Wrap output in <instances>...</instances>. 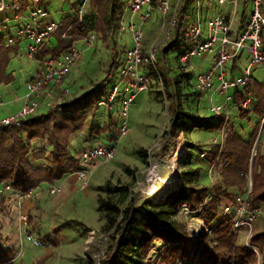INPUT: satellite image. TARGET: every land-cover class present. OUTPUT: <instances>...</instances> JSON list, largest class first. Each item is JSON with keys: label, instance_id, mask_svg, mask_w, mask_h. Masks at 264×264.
<instances>
[{"label": "rangeland", "instance_id": "374dc122", "mask_svg": "<svg viewBox=\"0 0 264 264\" xmlns=\"http://www.w3.org/2000/svg\"><path fill=\"white\" fill-rule=\"evenodd\" d=\"M46 1H49L46 8L51 12L48 20L60 21L58 11L61 9V0ZM198 3L201 5L200 11H197ZM129 4L130 0H115L112 6L113 15L105 30L98 32L93 30L90 33L95 34L93 45L86 47L85 42H82V45L77 44L79 49L84 48L82 60L72 69V72L68 74L65 82L61 85L69 87L70 96L68 99L79 97L86 91L105 83H108L109 88L113 80L120 78V74L115 71L112 80L107 79L115 58L121 56L122 52L131 45L130 32L119 29V23L122 19L125 23L130 21ZM172 4V8L178 11V15L181 12L183 15L184 13L189 15L188 23H196L198 18H201V28L204 32L206 31L207 19L214 17L222 8L217 0H172ZM65 8H67V5ZM84 12L91 19V22L95 23L96 12L92 0H88ZM250 12L251 0H238L236 26L240 25ZM133 21L143 31L144 50H156L158 56L157 67L159 70H163L169 81L168 87L163 86V77L160 79L154 76L156 71L152 72L153 76L150 74L152 81L150 89L139 93L130 104L128 111L130 126L134 124L140 129V134L136 135L135 132V137L132 136L136 144H133L132 147L131 143H126L124 147L119 144L115 158L101 164V167H104L102 173L97 174L96 180L90 183L89 186L87 185L91 177L85 183L78 180L80 185L88 187L85 190L67 189L64 186L60 192L51 194L47 189H44L47 187V183H42L39 187L44 189V192L43 196L39 198L20 196L13 192L8 194L9 191L4 192L6 197L0 198V234L3 244L14 249V259L11 264H102L101 257L106 251L108 233L103 229L105 223L104 211L99 208L98 196H106V187L113 188L115 185L121 184L130 186L131 193L136 198L137 203L147 198L156 199L161 196L164 193L161 192L163 186L170 176L168 159L178 142L182 143V155L184 156H180L182 160L180 164L178 163L177 180L171 187L181 183L182 170L194 168L191 166L192 159L196 163L206 162L208 165L205 168L207 171L202 177L201 170L203 168H199L202 185L211 189L217 180L216 164L206 160V156L201 157L199 153L204 151V148L209 150L216 144L221 143L226 131L229 129V125H224L218 131L212 130L213 132H206V129H195V131L192 130L193 132H184L181 129L172 131L171 110L176 101L174 96L172 98L168 94H178L177 98L180 100L183 109L198 115L203 114L204 110L211 115L210 106L212 104H224L223 94L218 93L219 95L214 97L212 103L210 97L215 90L214 87L204 93L195 90V77L198 73L204 71L201 70L198 64L202 57L192 56L190 58V64L194 65V69L191 68L190 71L181 66L179 55L183 51L184 45H186V40L182 38L181 41V26L176 27V24L172 26L170 17L163 16L159 10H154L148 20L143 21L139 17V13H136ZM163 52H165V59L161 58ZM246 57L247 53L244 52L242 59L246 60ZM10 64H12L11 68L15 69V78L13 76V79L8 83L0 82V93L3 94L5 99H12L15 95L25 93V80L37 65L35 61L27 56H16L13 63ZM207 66H210V64ZM207 66L204 69L208 68ZM253 71V76L257 80L264 78V67H257ZM123 97L124 94L121 89L113 103L114 108L112 110L99 107L97 110L92 111L89 115L92 125L102 127L111 120L113 126L108 135L114 134L116 130L115 122L117 121L116 112L120 108V101ZM18 104H14L15 106L13 105L11 110L14 108L13 111L15 112L19 110L21 105L16 109ZM4 110L5 107L0 106V111ZM39 110L44 112L48 110L44 102L41 103ZM215 116L218 118L219 115L215 114ZM257 121L260 123L258 141H261V148L264 152V118L258 120V118L253 117L252 122L249 123L252 126H248L247 123L245 131L241 124L235 128L238 131L241 128L239 132L247 136L252 127L258 124ZM141 123H144L142 125L147 124L144 129L145 135H141L143 128L140 126ZM151 124L155 126H150ZM89 132V127H86L79 137L72 140L74 149H77V153L74 151L77 158L81 150L89 146L90 143L95 144L99 139H107L105 136H98L97 140L93 138L96 141L89 142ZM129 135L123 137L121 145L124 144ZM203 139L208 141L210 147L205 143H201ZM188 143L198 145L199 148L196 150L187 147ZM139 149L144 150V157L138 154ZM188 151L191 153V159L188 164H184ZM248 188L251 189L250 175H248ZM1 189H3V185H0ZM229 195L227 199L230 204L237 195L243 196L245 194L237 189H229ZM224 206H221L220 218L225 216L222 212ZM249 208L255 209L251 208L250 205ZM259 212H261V215L259 214L258 220L252 224L251 229L248 227L239 228L237 233L238 244L250 246L251 232L255 231L256 227H261L264 224V211L260 208ZM232 215L233 213L230 212L225 217L230 218L233 223L234 216ZM177 218L185 224L191 237L195 239L208 237L210 244L214 246L215 241L212 240V235H210L211 229L195 212L189 211L186 206H183L179 210ZM79 222L83 224L79 225ZM32 224H35L36 227L32 228ZM164 248L161 242L156 241L143 264H198L196 259L190 263L179 262L176 258L163 254ZM226 264L233 263L228 261Z\"/></svg>", "mask_w": 264, "mask_h": 264}, {"label": "trees", "instance_id": "16d2710c", "mask_svg": "<svg viewBox=\"0 0 264 264\" xmlns=\"http://www.w3.org/2000/svg\"><path fill=\"white\" fill-rule=\"evenodd\" d=\"M114 1L92 0L96 12L95 23L88 15L83 20L77 15L66 17L54 34L55 45L44 47L36 58L48 55L59 57L93 30H105L113 15ZM16 53V46H6L0 35V82L8 83L13 79L8 66ZM162 54L161 58L165 59V52ZM157 71L153 72L154 76L163 77V86L168 87L169 81L163 70L157 67ZM248 88L253 95L251 106L243 112L238 108V111L240 117L250 123L253 117L258 120L264 118V80L254 79ZM107 91L108 83H105L79 97L67 99L59 108L27 116L19 125L0 123V185H8L13 193L25 196L42 183L58 182L74 172L79 163L72 140L79 137L86 127L90 131L89 142L96 141L98 136L112 139L113 134L108 135L112 121L95 127L89 116L99 108L97 101L106 96ZM168 95L174 96L176 101L171 110L172 131H218L223 128L224 118L216 119L212 114L200 116L185 111L177 98L178 94ZM235 97L239 107L243 94L239 91ZM259 125L258 122L252 127L247 138L230 126L221 143L205 150L206 158L216 164L218 171V178L211 189L199 182V168L182 170L179 185L170 187L156 199L147 198L139 203L128 184L106 187V196H98L99 208L104 211L103 229L108 233L102 264H143L156 241L165 247L163 254L179 262L190 263L196 259L198 264H226L228 261L233 264H264V224L251 232L248 246L237 243L239 228L234 227L231 219L226 215L219 217L222 199L230 196L229 189L243 192L251 208H262L264 211V152L261 141H258ZM187 147L199 148L191 143ZM138 154L144 157V150L139 149ZM190 159L191 153L188 151L184 164H188ZM248 175L251 178L250 191ZM4 197L6 193L2 192L0 198ZM183 206L195 212L211 229L214 246L208 237L195 239L190 236L185 224L177 218ZM31 226L36 227L35 224ZM13 259L14 249L3 244L0 234V264H11Z\"/></svg>", "mask_w": 264, "mask_h": 264}, {"label": "built area", "instance_id": "2783aa9c", "mask_svg": "<svg viewBox=\"0 0 264 264\" xmlns=\"http://www.w3.org/2000/svg\"><path fill=\"white\" fill-rule=\"evenodd\" d=\"M87 2L88 0H82L74 13L80 20L86 16L84 9ZM217 2L222 8L214 17L207 19L204 32L201 28L202 19L198 18L196 23H188L189 15L185 13L183 15L182 12L178 15V11L172 8V0H130V21L125 23L122 19L119 29L130 32L131 45L121 56L115 58L111 73L107 77L108 80H112L116 71L120 78L116 79L117 81L113 80L106 96L97 101L99 107L112 110L113 103L122 89L124 97L116 112V130L112 139H100L81 150L78 156L79 168L72 172L79 181L85 183L100 163L115 158L121 140L129 132L130 104L139 93L150 89L152 84L150 74L158 72L157 52L155 49L144 50L143 31L133 21L136 13L145 21L151 17L154 10H159L163 16L170 17L172 26L175 24L176 27L181 26L180 38L181 41L182 38L186 40V45L179 55V60L187 71L192 68L189 62L192 56H210V66L196 75L194 87L203 93L216 86L215 91L223 94L224 104H212L211 113H224L226 106L235 101V94L239 91L243 94L239 111L243 112L250 108L253 95L248 87L254 81L253 70L264 64V0H251V12L238 26L235 24L238 0ZM22 6H25L27 11L21 14L19 10ZM200 6L198 3L197 11H200ZM6 11L9 13L0 16V34L4 36L6 46L24 43V54L31 59H37L36 54L44 47L50 48L53 45L54 34L61 23L48 20L50 11L43 5L42 0H28L27 3H22L21 0H0V13ZM94 39L95 34H89L83 38V42L86 47H91ZM244 52L247 53L244 64L233 68L234 62L241 60ZM82 53V49L73 46L59 57L48 55L37 59L39 66L25 83L26 100L16 113L2 118L0 123L19 125L25 117L36 114L43 102L48 110L59 108L70 96L69 87L61 85L82 60ZM200 155L204 157L205 152ZM62 187L63 181L60 180L50 183L46 189L55 194L60 192ZM4 191H11L10 186H4ZM25 196L35 197V193L29 191ZM222 212L224 215L233 213L235 228L251 229L259 215L258 208H249L246 195H237L230 204L223 207Z\"/></svg>", "mask_w": 264, "mask_h": 264}, {"label": "crops", "instance_id": "0c3cea01", "mask_svg": "<svg viewBox=\"0 0 264 264\" xmlns=\"http://www.w3.org/2000/svg\"><path fill=\"white\" fill-rule=\"evenodd\" d=\"M22 1V3H27L28 2V0H21ZM79 1L80 0H61V9H60V11H58L60 14V23H62V21L66 18V17H68V16H72V15H74V13L76 12V10H77V5H78V3H79ZM42 3H43V5L46 7V4L47 3H49V1H46V0H42ZM66 5H67V8H65L66 7ZM27 9V8H26ZM27 10H25V6H22V8L19 10V13H25ZM9 13V11H6V12H4V13H0V16H2L3 14H8ZM50 14H51V12H50ZM58 14V13H57ZM10 31H12V30H10ZM1 35V34H0ZM2 37H3V43H4V36L3 35H1ZM83 42V39L82 40H80V41H77L75 44H74V46H76V47H78V45L77 44H81ZM55 43H56V40H55V37H53V45L52 46H54L55 45ZM82 45V44H81ZM14 46H16V49H17V53L15 54V55H13L12 56V58H11V60H10V62H9V66H8V71H10L11 73H12V75L14 76V78H15V75H14V71H15V69L14 68H11V65L12 64H10V63H13V61H14V59H15V57L16 56H18V57H25L26 55L24 54V52H23V47H24V43H16ZM51 46V47H52ZM84 51V48H82V52ZM199 57H202L201 58V61H199L198 62V64L200 65V67H201V70H207L208 68H206V69H204L208 64H210V56L209 55H203V56H199ZM33 61H35V63L37 64L36 65V67L34 68V70H33V72L30 74V75H28V77L26 78V80H25V83H26V81L34 74V72H35V70L37 69V67L39 66V62H38V60L37 59H32ZM209 62V63H208ZM244 62H245V60H243V59H241V60H239V61H236V62H234V64H233V68L236 66V65H240V64H244ZM191 67H192V69H194V65L193 64H191ZM207 67H209V66H207ZM257 67H264V64L263 65H259V66H257ZM256 67V68H257ZM71 72H72V70H71ZM70 72V73H71ZM69 73V74H70ZM74 73V72H73ZM72 73V74H73ZM254 79L255 80H257L255 77H254ZM264 80V78L262 79V80H257V81H263ZM216 87V86H215ZM214 87V88H215ZM25 90H26V84H25ZM204 93V92H203ZM26 94H27V90L25 91V93H23V94H21V95H15V97L14 98H12V99H10V98H4V96H3V94L2 93H0V101H1V104H0V106H4L5 107V110L4 111H0V120L2 119V118H4V117H6V116H9V115H12V114H14V113H16L15 111H13V110H11V107L14 105V104H16V103H19L18 104V106H16V109H18V107L21 105L22 106V104L24 103V101L26 100ZM221 94V93H220ZM5 95H7V94H5ZM217 95H219L218 94V92L216 93V91L214 90L213 91V93L211 94V97H210V100H211V102L213 103V99H214V97L215 96H217ZM236 95V94H235ZM236 98V97H235ZM234 98V99H235ZM15 106V105H14ZM7 107V108H6ZM202 109V108H201ZM238 106L236 105V103H235V101L234 102H232V103H229L227 106H226V109H225V112L224 113H222V114H216V115H219L218 116V118L220 117H222V118H224L225 119V123H224V125H229V127L230 126H233L234 127V130L236 131V132H238L243 138H247V136L249 135H247V136H245V135H242L243 133L242 132H239V131H241V128H240V130L238 131L235 127L237 126H239L240 124L242 125V127L244 128L243 130L245 131V125H247V121L245 120V119H242L241 117H240V112L238 111ZM38 112H44V111H40V110H38ZM145 114V113H144ZM212 115H215V114H213V113H211ZM205 115H209L208 113H206V111L204 110V112H203V114H201L200 116H205ZM233 116V117H232ZM231 117H232V119H231ZM235 117V118H234ZM218 118H216V119H218ZM144 123H145V120H144ZM144 123H141L140 124V126H142L143 128H142V133H141V135H145V132H144V129H145V125H147V124H145V125H142V124H144ZM229 123V124H228ZM116 124V123H115ZM128 126H129V132H128V135H129V137H128V139L124 142V144L123 145H121V143L123 142L122 140H121V142H120V146L121 147H124V145L126 144V143H128V144H130L131 143V147L133 146V144H136V141L133 139V137H135V132H136V135L139 133V131H140V129H139V127H136V126H134V124H132V126H130V124H129V119H128ZM150 126H155L154 124H151ZM248 126H252L251 124H249L248 123ZM252 130V129H251ZM193 131H195V129L193 130ZM192 131V132H193ZM210 131H212V130H206V132H210ZM213 132V131H212ZM140 134V133H139ZM148 134V133H147ZM133 136V137H132ZM193 136V135H192ZM143 139V138H142ZM137 140V139H136ZM200 143V142H199ZM201 143H205L206 145H208L209 147H210V145L208 144V141L207 140H202L201 141ZM142 145V144H141ZM196 150L198 149V148H195ZM209 149V148H208ZM204 151H202V152H205V150H207V149H203ZM193 152H195V151H193ZM202 152H200V153H202ZM199 153V154H200ZM195 156V155H194ZM195 158V157H194ZM206 160H208L207 158H205ZM192 162H191V166L192 167H198V168H203L202 170H201V177H202V175L204 174V173H206V171H207V169H205L206 167H208V165H207V163L206 162H202V163H196L195 162V160L194 159H192L191 160ZM101 164L102 163H100L97 167H96V169L94 170V172L91 174V178L89 179V182H88V185L87 186H89V184L90 183H93L95 180H96V175L97 174H99V173H102V170L104 169V167H101ZM101 167V168H100ZM204 171V172H203ZM201 177L199 178L200 180H199V182L201 183ZM93 178V179H92ZM91 180H92V182H91ZM62 181H63V187L65 186V187H67V189H75V190H79V189H82V190H85L86 188H88V187H86V186H82V185H80V183L78 182V179L76 178V176L73 174V173H70V174H68V175H66L63 179H62ZM49 184L47 183V186H48ZM47 187H45L44 189H46ZM44 189H40V187L38 188V189H36V190H34V193H35V197H37V198H39L40 196H43V192H44ZM249 189V188H248ZM1 191V193L3 192V189H1L0 190ZM5 192V191H4ZM3 192V193H4ZM10 192H12V191H9L8 192V194L10 193ZM225 200L223 201L222 200V205H227V204H229L228 202H229V200L227 199V198H224Z\"/></svg>", "mask_w": 264, "mask_h": 264}, {"label": "bare ground", "instance_id": "6f19581e", "mask_svg": "<svg viewBox=\"0 0 264 264\" xmlns=\"http://www.w3.org/2000/svg\"><path fill=\"white\" fill-rule=\"evenodd\" d=\"M182 154H183L182 143L178 142L174 146V151H173L172 155L168 159L169 169H170V172H169L170 176H169L167 182L164 184L163 189H162L161 192L167 191L169 189V187H171L172 185H174L176 183L177 176H178L177 174H178V170H179V168H178V160H179V158H180V156Z\"/></svg>", "mask_w": 264, "mask_h": 264}, {"label": "water", "instance_id": "95a60500", "mask_svg": "<svg viewBox=\"0 0 264 264\" xmlns=\"http://www.w3.org/2000/svg\"><path fill=\"white\" fill-rule=\"evenodd\" d=\"M182 156H184V155H182ZM181 160H182V159L180 158L179 161H178L179 164H180V161H181Z\"/></svg>", "mask_w": 264, "mask_h": 264}]
</instances>
